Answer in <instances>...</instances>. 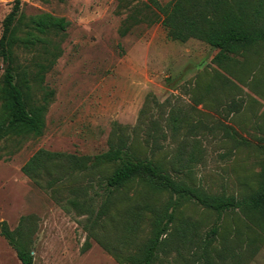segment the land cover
Wrapping results in <instances>:
<instances>
[{
  "label": "rangeland",
  "instance_id": "obj_1",
  "mask_svg": "<svg viewBox=\"0 0 264 264\" xmlns=\"http://www.w3.org/2000/svg\"><path fill=\"white\" fill-rule=\"evenodd\" d=\"M170 1L20 0L12 33L19 40L33 38L16 42L9 59L0 56V91L10 70L26 110L39 116L43 128L40 136L0 140V222L28 234L33 264H131L151 235L152 216L144 205L162 206L170 198L167 192H148L135 179L112 194L109 209L94 222L107 196L105 178L115 166L70 173L54 164L24 175L21 168L39 149L94 156L122 138L135 157L208 195L240 198L258 191L264 163V45L220 68L212 63L217 50L204 42L167 37L157 6ZM12 5L0 0V38ZM43 14L63 19L66 29L40 34L30 19ZM1 97L0 92V111ZM146 104L145 124L138 126ZM171 118L178 120L176 131ZM152 119L159 130L151 153ZM220 125L250 146H236ZM176 217L197 223L200 235L217 223L215 251L232 248L244 256L239 264H264L262 219L230 211L217 222L215 213L191 201H181ZM185 257L186 263L176 252H160L153 264H198ZM0 264H20L2 237Z\"/></svg>",
  "mask_w": 264,
  "mask_h": 264
},
{
  "label": "trees",
  "instance_id": "obj_2",
  "mask_svg": "<svg viewBox=\"0 0 264 264\" xmlns=\"http://www.w3.org/2000/svg\"><path fill=\"white\" fill-rule=\"evenodd\" d=\"M5 1L13 4L11 12L4 19L0 38V56L7 60L16 42L27 44L33 36L29 35V38L21 40L14 37L12 24L19 12L20 0ZM157 11V21L161 22L170 40L186 42L189 39H197L204 42L217 50L212 63L220 68H225L234 56L246 53L255 46L264 45V0H172L158 5ZM30 23L40 34L62 32L67 27V22L63 19L47 14L32 17ZM49 66H42L41 75L37 76L39 80L42 79V72ZM0 92L3 101L0 111V140L25 134L40 136L42 121L37 114L26 110L23 93L14 83L10 70L4 75V86ZM146 111L147 104L140 111L138 126L145 124ZM170 120L172 131H176L178 120L176 118ZM148 124L150 130L154 131L148 133L152 153L157 141L155 133L159 127L154 119L149 120ZM220 129L223 130L225 138L236 146H250V143L231 127L220 125ZM193 160L194 158L188 159L187 163L190 164ZM54 164H59L70 173L85 172L107 165L115 166L104 181L106 199L95 215L90 212L94 215V222L109 209L112 194L135 179H139L148 192L169 194L170 198L165 205L158 207L144 205V209L152 216L151 235L137 253L130 257L131 264H153L160 252L165 254L176 252L184 263L187 262L186 255L197 259L194 263L198 264H239L244 261V256L239 257L232 248L222 249L220 253L214 250L213 244L217 240L219 230L217 223L205 234L200 235L197 223L185 218L177 220L176 212L181 201H191L215 213L217 222L223 213L230 211H237L248 217L255 216L264 221V163L258 191L240 198L208 195L173 180L160 165L149 159L135 157L122 138L111 140L105 152L94 156H76L39 149L26 161L21 171L26 176H33L46 166ZM54 182L49 181L48 186H52ZM73 204L75 207L81 206L77 202ZM27 236L21 227L18 226L11 231L5 222H0V237L14 250L20 264H33V256L26 246ZM194 246L199 250L191 252Z\"/></svg>",
  "mask_w": 264,
  "mask_h": 264
}]
</instances>
